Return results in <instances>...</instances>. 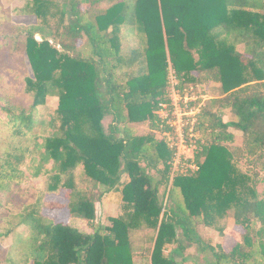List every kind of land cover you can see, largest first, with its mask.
I'll use <instances>...</instances> for the list:
<instances>
[{"label": "trees", "instance_id": "trees-1", "mask_svg": "<svg viewBox=\"0 0 264 264\" xmlns=\"http://www.w3.org/2000/svg\"><path fill=\"white\" fill-rule=\"evenodd\" d=\"M24 10L46 25L58 19L62 31L57 43L43 34L38 40L28 28L19 32L33 72L24 78L32 103L29 112L10 104L1 111L12 134L25 138L38 122L37 107L54 96L60 123L37 142L39 158L23 146L0 157V189L26 177L20 166L28 155L32 177L50 176L47 194L70 193L60 204L32 187L27 205L9 211L29 235L19 234L22 252L17 256L12 248L6 263L136 264L134 237L149 228L150 264H202L184 254L186 242L201 246L199 225L224 236L217 224L231 215L244 229L241 240L230 251L221 244L201 247L214 255L206 264H264V192L258 190L264 174V0H33ZM171 70L181 96L187 85L202 84L210 97L197 114L202 136L188 160L197 169L176 173L168 191L175 148L152 132L137 135L130 123L161 130ZM227 111L234 119L224 120ZM107 116L113 119L109 130ZM79 168L98 185L99 200L121 194L126 211L110 217L111 224L96 221L93 190L76 185ZM59 207L68 209V221L45 212ZM76 218L92 232L73 226ZM171 244L177 247L166 254Z\"/></svg>", "mask_w": 264, "mask_h": 264}, {"label": "rangeland", "instance_id": "rangeland-1", "mask_svg": "<svg viewBox=\"0 0 264 264\" xmlns=\"http://www.w3.org/2000/svg\"><path fill=\"white\" fill-rule=\"evenodd\" d=\"M32 3L33 0H0V157L4 156L7 150L13 151L15 147L23 146L24 149H28V154H35L39 158L36 145L40 144L43 138L49 135L50 131L54 130L60 123L56 113L58 98L54 96H48L46 103L37 107L35 118L38 122L29 133V136L25 138L16 137L12 134L10 127L7 126L9 118L6 113L1 111L2 106L10 104L29 112L32 103L30 95L25 89L24 78L27 75L32 76L33 72L25 53L24 37L20 36L19 32L23 31L25 33L30 29L37 32L36 38L38 40L42 39L43 34L54 43H57L60 38L59 34L62 30L58 19H52L50 24L46 25L34 16L23 14L24 9L30 8ZM81 9L85 11L87 4L81 6ZM16 37H18V40L15 39ZM138 43L139 41L135 36L130 40V44L133 46ZM57 47L60 46L57 45ZM239 50H243L242 45L239 46ZM171 80V102L163 104V109L159 111L160 117L163 122L165 121V123L161 124V130L152 131L148 123H130L137 135L152 132L158 138L166 137L170 147L175 148L176 151L170 174L171 181L167 190L170 189L172 178L176 173H188L197 169V166L188 162V160L194 159V153L198 148L197 141L202 136L201 132L195 129L197 114L200 107L210 97L209 86L202 84L187 85L185 94L178 96L177 92L172 88L173 84H178L172 70L170 73ZM243 98L245 99L246 97ZM232 119H234L233 115L230 111H227L224 120L230 121ZM112 120V116H107L104 119V125L107 130H109ZM235 134L236 144H240L241 133L236 132ZM33 151L34 153H32ZM28 164L29 158L27 155L24 164L20 166V169L26 172V177L24 179H14L8 182L9 185H7L6 189H0V234H3L0 236V264H7L5 261L6 256L12 248L17 247L15 249L17 256L22 252L23 246L18 244L17 239L19 234H23L22 236L26 238L29 235V229L24 225H19L18 219H15L16 216L10 214L9 211L15 209V212H17V209L22 210V207L27 205L25 203L31 197L32 187L46 193L45 200L65 204L69 199L70 190L68 189L60 190L57 194H47L50 176L32 177ZM239 165L241 169L245 170L244 162ZM160 168H162V165ZM148 172L155 177L158 176V172L154 169H149ZM76 173V185L78 188H89L94 192L97 222L109 225L111 224L110 217L118 216L126 211L125 203L121 200L120 193L114 192L106 201L99 200L98 185L88 177H85L80 168L77 169ZM165 189L166 186H161L160 193L163 194ZM258 190L261 194L264 192V174L259 179ZM45 212L56 221L66 222L70 219V214L66 207L49 208ZM233 222L231 215L219 220L217 226L225 229L224 236L216 229L217 227L209 228L199 225L198 233L201 238V246L186 242L188 247L184 254L186 256L191 255L199 259L202 264H206L214 260V255L210 249L206 248L205 251H202L201 247L207 245L217 247L221 244L226 251H230L241 240V235L244 233V229L240 226H235ZM70 223L83 232H92V228L88 226L86 220L76 218L71 219ZM8 229H11L12 232L9 236H5L4 233ZM179 232V237L183 239L180 229ZM153 237L154 231L149 228H144L136 233L134 237L136 264L151 263ZM176 247L177 244L168 245L165 253L171 254ZM192 262L191 260L183 264H191Z\"/></svg>", "mask_w": 264, "mask_h": 264}, {"label": "built area", "instance_id": "built-area-1", "mask_svg": "<svg viewBox=\"0 0 264 264\" xmlns=\"http://www.w3.org/2000/svg\"><path fill=\"white\" fill-rule=\"evenodd\" d=\"M173 76V75H172ZM174 78H175V76H174ZM172 79H173V77H172ZM171 82V85H172V80L170 81ZM172 88H174V90L177 92V95L178 96H181L180 95V93L176 90V88H175V84H173V87ZM162 107H163V104H162Z\"/></svg>", "mask_w": 264, "mask_h": 264}]
</instances>
